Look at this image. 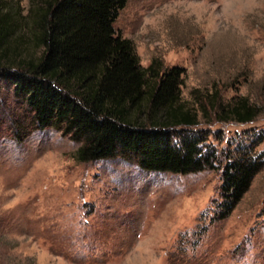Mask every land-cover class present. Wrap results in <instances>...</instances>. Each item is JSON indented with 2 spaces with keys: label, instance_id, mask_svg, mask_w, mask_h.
Masks as SVG:
<instances>
[{
  "label": "rangeland",
  "instance_id": "rangeland-1",
  "mask_svg": "<svg viewBox=\"0 0 264 264\" xmlns=\"http://www.w3.org/2000/svg\"><path fill=\"white\" fill-rule=\"evenodd\" d=\"M36 5L0 0L14 22L8 59L40 56ZM113 30L141 68L158 59L183 70L181 100L206 113L188 131L215 150V168L179 175L130 157L76 163L79 144L33 127L0 78V264H264V168L228 216H216L226 158L258 135L264 154V0H127ZM213 94L220 104L245 97L260 113L219 122Z\"/></svg>",
  "mask_w": 264,
  "mask_h": 264
},
{
  "label": "trees",
  "instance_id": "trees-1",
  "mask_svg": "<svg viewBox=\"0 0 264 264\" xmlns=\"http://www.w3.org/2000/svg\"><path fill=\"white\" fill-rule=\"evenodd\" d=\"M126 2L35 0L32 37L41 49L35 61L8 59L14 22L0 12V78L31 114L33 127L56 130L79 144L72 155L76 163L130 157L150 172L214 169L215 150L188 131L198 125V113H206L204 105L198 111L181 100L183 70L163 69L158 59L141 68L132 43L115 34L113 23ZM207 99L219 122L248 124L260 113L245 97L233 104L218 103L215 94ZM261 139L237 146L221 167L218 220L264 168V154L255 152Z\"/></svg>",
  "mask_w": 264,
  "mask_h": 264
}]
</instances>
